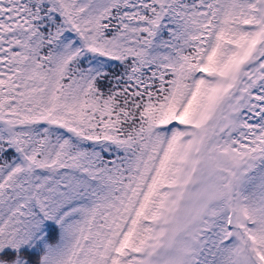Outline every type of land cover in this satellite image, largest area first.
Masks as SVG:
<instances>
[{"label": "snow or ice", "instance_id": "6c2138e0", "mask_svg": "<svg viewBox=\"0 0 264 264\" xmlns=\"http://www.w3.org/2000/svg\"><path fill=\"white\" fill-rule=\"evenodd\" d=\"M0 264H264V0H0Z\"/></svg>", "mask_w": 264, "mask_h": 264}]
</instances>
